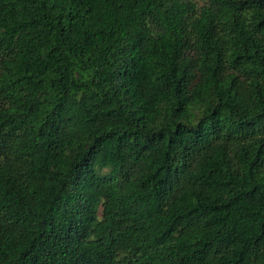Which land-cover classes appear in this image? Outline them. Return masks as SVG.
I'll use <instances>...</instances> for the list:
<instances>
[{
    "label": "trees",
    "instance_id": "1",
    "mask_svg": "<svg viewBox=\"0 0 264 264\" xmlns=\"http://www.w3.org/2000/svg\"><path fill=\"white\" fill-rule=\"evenodd\" d=\"M0 264H264V0H0Z\"/></svg>",
    "mask_w": 264,
    "mask_h": 264
}]
</instances>
